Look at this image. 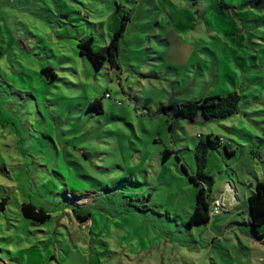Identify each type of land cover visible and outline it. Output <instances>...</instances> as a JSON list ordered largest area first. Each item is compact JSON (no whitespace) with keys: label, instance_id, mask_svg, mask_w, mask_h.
I'll return each mask as SVG.
<instances>
[{"label":"rangeland","instance_id":"rangeland-1","mask_svg":"<svg viewBox=\"0 0 264 264\" xmlns=\"http://www.w3.org/2000/svg\"><path fill=\"white\" fill-rule=\"evenodd\" d=\"M121 23L118 67L95 71L77 43L105 53ZM230 92L238 111L222 120L159 112ZM208 135L234 152L207 154L224 204L189 227L180 164L195 173ZM257 181L264 0H0V264H264L246 205ZM26 203L49 219L24 218Z\"/></svg>","mask_w":264,"mask_h":264},{"label":"trees","instance_id":"trees-1","mask_svg":"<svg viewBox=\"0 0 264 264\" xmlns=\"http://www.w3.org/2000/svg\"><path fill=\"white\" fill-rule=\"evenodd\" d=\"M125 20V19H123ZM125 29V24L121 23L118 30L114 32L111 40L105 47V53L94 51L92 49V37L86 38L77 43L78 53L85 57L95 71L100 70L104 60L109 62L111 68H117V56L119 42ZM41 73L49 82L56 79L55 73L50 68H44ZM240 96L236 92H230L222 96H210L195 101L186 102L174 108L171 105L163 106L159 112L166 115L174 113L184 114L191 121L198 112H201L204 119L208 121L222 120L235 115L238 111ZM90 110L101 111L99 101H93L89 104ZM158 112V113H159ZM171 112V114L169 113ZM223 146L226 156H231L234 152L229 150V144H224L222 138L208 135L205 141L200 140L194 147V160L196 171L189 174L183 163L180 164L182 171L188 180L196 187L195 202L191 214L189 215L187 225L192 227L197 224L208 223L211 220L210 205L214 200L212 194V178L206 174L207 154L209 151ZM170 155V151L165 150L162 154L163 161ZM177 160L180 159L177 157ZM246 205L249 215L251 234L255 240H261L264 236V182L257 181L254 184L253 192L246 199ZM4 208V201L0 202V211ZM20 212L26 219L39 223H44L49 219V215L41 208L37 209L30 203L21 204ZM88 215L80 216V219Z\"/></svg>","mask_w":264,"mask_h":264},{"label":"built area","instance_id":"built-area-1","mask_svg":"<svg viewBox=\"0 0 264 264\" xmlns=\"http://www.w3.org/2000/svg\"><path fill=\"white\" fill-rule=\"evenodd\" d=\"M219 201H221V200H218V199L216 200L215 198L212 201V203L210 205V215H211V217H214L215 215H217L221 211L224 203L222 202L220 204Z\"/></svg>","mask_w":264,"mask_h":264},{"label":"water","instance_id":"water-1","mask_svg":"<svg viewBox=\"0 0 264 264\" xmlns=\"http://www.w3.org/2000/svg\"><path fill=\"white\" fill-rule=\"evenodd\" d=\"M172 117H173L174 119H176V118L188 119V117H187L186 115H184V114H180V113H174V115H172Z\"/></svg>","mask_w":264,"mask_h":264}]
</instances>
